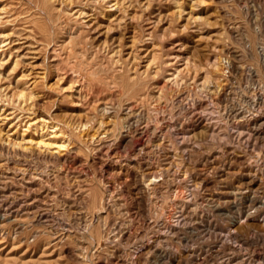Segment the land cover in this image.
Instances as JSON below:
<instances>
[{
    "label": "rangeland",
    "instance_id": "obj_1",
    "mask_svg": "<svg viewBox=\"0 0 264 264\" xmlns=\"http://www.w3.org/2000/svg\"><path fill=\"white\" fill-rule=\"evenodd\" d=\"M49 138L60 158L36 147ZM227 161V178L193 187ZM248 163L264 179V0H0V205L38 198L0 215V264H264V224L227 248L230 219L207 197Z\"/></svg>",
    "mask_w": 264,
    "mask_h": 264
},
{
    "label": "bare ground",
    "instance_id": "obj_2",
    "mask_svg": "<svg viewBox=\"0 0 264 264\" xmlns=\"http://www.w3.org/2000/svg\"><path fill=\"white\" fill-rule=\"evenodd\" d=\"M115 7V6H114ZM115 8H117V6L115 7ZM112 9V8H111ZM119 9V8H118ZM82 13V12H81ZM115 15H117V14H115ZM223 72V71H222ZM175 100V99H174ZM130 120V119H129ZM134 124V123H133ZM52 127H54V126H52ZM133 127V126H132ZM127 128V127H126ZM87 129V128H86ZM125 130V129H124ZM120 131V130H119ZM121 131H122V129H121ZM128 131V130H127ZM171 131V130H170ZM174 131V130H173ZM186 131V130H185ZM126 132V131H125ZM133 132H134V134L135 133H141V131H139L138 130V128L137 127H133ZM179 132V131H178ZM176 133V131H174V134ZM50 138L55 134V130H51L50 131ZM120 134V133H119ZM160 134V133H159ZM169 134H171V133H169ZM82 135V134H81ZM186 135V134H185ZM122 136V135H121ZM130 136V135H129ZM173 136V135H172ZM180 136V135H179ZM119 137V136H118ZM124 137V136H123ZM227 137V136H226ZM49 138V140H45V139H40V140H38L37 142H36V147H44V149L45 150H48V149H55L54 151H56V152H58V153H60V154H58V155H55V157H57V158H60V156L62 155V154H64L65 153V151L64 152H61L64 148H65V143H63V142H58V141H55V140H51ZM182 138V137H181ZM233 138H234V136H233ZM232 137H231V139H233ZM118 139V138H117ZM175 139V138H174ZM230 139V138H229ZM183 140V139H182ZM235 141H236V137H235ZM239 141V140H238ZM125 142H126V140H125ZM180 143V142H179ZM181 143H182V141H181ZM195 143V142H194ZM231 143V142H230ZM240 143V142H239ZM109 144V143H108ZM123 144H124V142H123ZM157 144V143H156ZM159 144V143H158ZM178 144V143H177ZM237 144V143H236ZM153 145V144H152ZM160 145V144H159ZM186 145V144H185ZM122 146V145H121ZM158 146V145H157ZM168 146V145H167ZM169 146H170V144H169ZM181 146V145H180ZM187 146V145H186ZM194 146V145H193ZM232 146V145H231ZM238 146V145H237ZM191 147V146H190ZM241 148V147H240ZM36 149V148H35ZM188 149H190V148H188ZM192 149V148H191ZM238 149V148H237ZM97 150V149H96ZM168 150H170V149H168ZM187 150V149H186ZM193 150V149H192ZM94 151V150H93ZM178 151V150H177ZM190 151V150H189ZM215 151V150H214ZM53 152V151H52ZM182 152H184V154H185V151H183L182 150ZM188 152V151H187ZM191 152H193V151H191ZM206 152H208V151H206ZM47 153V152H46ZM67 153H68V151H67ZM177 153V152H176ZM205 153V152H204ZM212 153H213V151H212ZM229 153V152H228ZM170 154V153H169ZM183 154V155H184ZM187 154V153H186ZM190 154V153H189ZM192 154V153H191ZM201 154V153H200ZM207 154H209V153H207ZM231 154V153H230ZM241 154V156L240 157H242V154L243 153H240ZM38 155V154H37ZM51 155H53V153L51 154ZM167 155V154H166ZM171 156H172V154H170ZM170 155H169V157H170ZM182 155V156H183ZM201 155H203V154H201ZM218 155V154H217ZM238 155V154H237ZM49 156V155H48ZM175 156V155H174ZM186 156V155H185ZM184 156V157H185ZM188 156V155H187ZM211 156V155H210ZM215 156V155H214ZM233 156V155H232ZM248 156V155H247ZM189 157H190V155H189ZM213 157V156H212ZM229 157H230V155H229ZM237 157V156H236ZM245 157V156H244ZM64 158V157H63ZM62 158V159H63ZM131 158H132V156H131ZM130 158V159H131ZM173 158H175V157H173ZM178 158V157H177ZM182 158V157H181ZM203 158V157H202ZM215 158V157H214ZM231 158H233V157H231ZM43 159V158H42ZM45 159V158H44ZM44 159H43V161H44ZM49 159V158H48ZM47 159V160H48ZM133 159V158H132ZM135 159V158H134ZM140 159V158H139ZM172 159V158H171ZM179 159V158H178ZM183 159V158H182ZM200 159H201V157H200ZM58 160V159H57ZM177 160V159H176ZM186 160V159H185ZM191 160V159H190ZM197 160V159H196ZM203 160H205V159H203ZM207 160H209L208 158H207ZM211 160V159H210ZM250 159H248V161H249ZM137 161V160H136ZM158 161V160H157ZM236 161V160H235ZM239 161V160H238ZM247 161V160H246ZM245 161V162H246ZM25 162V161H24ZM29 162V161H28ZM195 162V161H194ZM197 162V161H196ZM207 162V161H206ZM228 162L229 161H227V163L226 162H222L221 164H220V166H215V167H213V166H211V167H213V169L211 170V169H206V170H204L203 172H202V174L200 173V175L196 178V179H194V182H193V187L197 190V189H199L202 185L205 187V186H207V185H212V183L214 182V180H215V178H216V176H218V177H225V178H227L228 176H229V174H230V171H229V164H228ZM250 162V161H249ZM26 163V162H25ZM30 163V162H29ZM139 163V162H138ZM144 163V162H143ZM189 163H190V161H189ZM188 163V164H189ZM202 163V162H201ZM224 163H226V164H228L227 166H225V164ZM233 163V162H232ZM247 163V162H246ZM177 164V163H176ZM175 164V165H176ZM183 164V163H182ZM239 164V163H238ZM167 165V164H166ZM168 165H170L169 163H168ZM174 165V164H173ZM253 165V164H252ZM257 165V164H256ZM151 166V165H150ZM179 166V165H178ZM188 166V165H187ZM191 166H193V165H191ZM231 166V165H230ZM28 167V166H27ZM30 167V166H29ZM177 167V166H176ZM210 167V168H211ZM158 169L157 170H151V171H149V177H148V185H150V184H152L151 186H152V188L153 189H157L158 188V186L159 185H161V183H168L169 182V179H170V171H171V166H162V167H157ZM178 168V167H177ZM176 168V169H177ZM251 168H252V166H251V163H248V167H247V170H246V172H240V173H238V175H237V182H238V185H233V186H231V187H229L230 189H228V188H226V189H223V190H215V191H213L214 193L213 194H211L210 192V194H209V196H207L208 197V200H212L213 198H214V196L216 197V199L214 198L213 200H215V202H216V204H215V207H214V209L216 208L217 210H223V212L225 213V215L227 216V218L228 219H230V224L228 225V229L225 231V233H224V236H223V238L224 239H222V241H221V245H226V247L227 248H230L231 247V244H233V243H236V241L235 240H233V243H232V239L230 238L231 236H233L234 238H236L237 236H238V230H241L244 226H249V225H251L252 224V220H255V219H258L259 221H260V224H264V210H263V207H264V179H263V177H262V175L259 173H257V171H255V170H253V171H251ZM151 169V168H150ZM181 168H179V170H180ZM190 169V168H189ZM254 169H255V167H254ZM257 169V168H256ZM28 170V169H27ZM24 171V170H23ZM44 171V170H43ZM174 171V170H173ZM176 171V170H175ZM195 171V170H194ZM193 171V172H194ZM240 171V170H239ZM120 172V171H119ZM187 172V171H186ZM196 172V171H195ZM176 173H178V172H176ZM25 174V173H24ZM24 174H22L21 176H19L18 178H16L17 180V183H19V184H21V180H23L24 178H25V175ZM27 174H29V173H27ZM42 174V173H41ZM145 174V173H144ZM173 174H175V173H173ZM197 174H198V172H197ZM195 175H196V173H195ZM29 176V175H28ZM186 176H187V174L185 175V170H183V174H180V178H178V179H175V180H179L180 182H182V180L184 181L185 180V178H186ZM6 177H8V176H5V178ZM14 177V176H13ZM43 177V176H42ZM132 177V176H131ZM189 177V176H188ZM187 177V178H188ZM196 177V176H195ZM29 179H27L25 182L27 183L26 184V187L28 188V187H30L31 185H32V183H33V178H40V177H34L32 174H30V176L28 177ZM224 178V179H225ZM7 179V178H6ZM41 179V178H40ZM191 179V178H190ZM9 180V179H8ZM141 180V179H140ZM187 180V179H186ZM218 180V179H217ZM220 180V179H219ZM16 181H14V182H16ZM20 181V182H19ZM43 181V180H42ZM45 181V180H44ZM173 181V180H172ZM178 181V183H180ZM189 181V180H188ZM216 181V180H215ZM6 182V181H5ZM143 182V181H142ZM174 183V182H173ZM173 183H172V185H173ZM189 183V182H188ZM14 184V183H13ZM123 184V183H122ZM3 185V184H2ZM134 185V184H133ZM145 185H146V183H145ZM167 185V184H166ZM216 185V184H215ZM6 186V185H5ZM19 186V185H18ZM168 186H169V184H168ZM25 187V186H24ZM25 187V188H26ZM48 187V186H47ZM146 187V186H145ZM160 187V186H159ZM178 187H179V185H178ZM180 187H181V184H180ZM186 187H187V183H186ZM9 188V187H8ZM26 188V189H27ZM35 188V187H34ZM108 188V187H107ZM135 188V187H134ZM168 188V187H167ZM166 188V189H167ZM192 188V187H191ZM6 189V188H5ZM30 189H32V187H30ZM162 189V188H161ZM160 189V190H161ZM181 189V188H180ZM208 189H210V187L208 188ZM22 190V189H21ZM108 190V189H107ZM172 190V189H171ZM179 190V189H178ZM183 190V189H182ZM259 191L260 192V194L259 195H254L255 194V192L256 191ZM9 191V190H8ZM115 191V190H114ZM146 191H147V189H146ZM149 191V190H148ZM166 191V190H165ZM188 191V190H187ZM198 191V190H197ZM197 191H195V193L197 192ZM209 191V190H208ZM32 192V191H31ZM174 192H176V191H174ZM183 192V191H182ZM202 192V191H201ZM35 193V192H34ZM154 193V192H153ZM168 193V192H167ZM170 193V192H169ZM8 194V193H7ZM178 194V193H177ZM183 194V193H182ZM187 194V193H186ZM192 194V192L190 191V195ZM197 194V193H196ZM195 194V195H196ZM1 195V194H0ZM46 195V194H45ZM54 195V194H53ZM111 195H113V194H111ZM147 195H148V193H147ZM151 195V194H150ZM198 195H200V194H198ZM102 196H104V195H101V197ZM152 196V195H151ZM154 196V195H153ZM152 196V197H153ZM174 196V195H173ZM183 196H184V194H183ZM197 196V195H196ZM156 197V196H155ZM180 197V196H179ZM187 197H188V195H187ZM189 197H191L190 199H189V202L190 203H192V204H194V206L193 205H191V206H193L194 208L192 209L193 211V213H194V211H195V209L197 208V203L194 201L195 200V198H194V200L191 202V199H193V196L191 195V196H189ZM198 197V196H197ZM207 197H204V198H207ZM25 198V197H24ZM52 198V197H51ZM95 198H96V196H95ZM177 198V197H176ZM185 198V197H184ZM184 198H182V199H184ZM223 199L222 201L223 202H219V201H221V200H219V199ZM240 198H243V199H241V200H243L242 201V205H241V203H238V200L237 199H240ZM32 199V198H31ZM41 199V198H40ZM94 198H92V200H93ZM178 199V198H177ZM197 199V198H196ZM202 199V198H201ZM16 200V199H15ZM14 200V201H15ZM38 200V198H36V197H34L31 201H28L27 203L25 202L24 203V207L22 208V207H13V201H9L10 203L9 204H4L5 206H3V207H1V205H0V215H1V218H6V217H9L11 214L13 215V213H18V211H22V212H24L25 214L26 213H30L31 212V208L33 207V206H35V201H37ZM48 200V199H47ZM100 200V199H99ZM98 200V201H99ZM149 200H150V198H149ZM151 200H153V199H151ZM173 200V199H172ZM175 200V199H174ZM180 199H178L177 201H179ZM199 200V199H198ZM211 200H210V202H211ZM212 200V201H213ZM95 201V200H94ZM101 201V200H100ZM184 202H185V200H183ZM187 201V200H186ZM16 202V201H15ZM41 202V201H40ZM42 203V202H41ZM153 203H155V202H153ZM174 202H172V204H173ZM183 203V202H182ZM203 203V202H202ZM206 203V202H205ZM214 203V202H213ZM16 204V203H15ZM46 204V203H45ZM106 204V203H105ZM181 204V203H180ZM222 204V205H221ZM238 204H240L241 206L239 207L238 206ZM214 205V204H213ZM223 205H226V207L225 206H223ZM17 206V205H16ZM18 206H21V205H18ZM39 206V205H38ZM175 206V205H174ZM176 206H177V204H176ZM182 206V205H181ZM184 206V205H183ZM191 206H190V208H191ZM222 206H223V208H222ZM230 206H233L234 208H235V210H237L236 211V213L235 214H233V211H230ZM155 207V206H154ZM172 208V207H171ZM175 208V207H174ZM173 208V209H174ZM177 208V207H176ZM170 209V208H169ZM180 209V208H179ZM213 209V210H214ZM33 210V209H32ZM154 210V209H153ZM190 210V209H189ZM188 210V211H189ZM103 211V210H102ZM172 211V210H171ZM173 211H176V210H173ZM180 211V213L178 214V215H175L176 216V218H177V224H178V222H179V219H178V217H180V219L182 220V219H184V217H185V215L183 214L184 212H183V207H182V210L180 209L179 210ZM187 211V210H186ZM64 212V211H63ZM23 213V214H24ZM33 213V212H32ZM31 213V214H32ZM220 213V212H219ZM223 213V214H224ZM38 214V213H37ZM170 215H171V213H169ZM30 215V214H29ZM36 215V214H35ZM161 215V214H160ZM169 215V216H170ZM222 215V214H221ZM178 216V217H177ZM37 217V221L38 222H40V223H44V222H47L48 220H49V218H48V215H47V213L46 212H41V213H39L38 214V216H36ZM65 218V217H64ZM149 218V217H148ZM173 218V217H172ZM175 218V217H174ZM226 218V217H225ZM62 219V218H61ZM84 219V218H83ZM186 219V218H185ZM1 220V219H0ZM3 220V219H2ZM168 220V219H167ZM32 221H33V219H32ZM157 220H155V222H156ZM166 221V220H165ZM62 222V221H61ZM78 222V221H77ZM258 222V221H257ZM172 223V222H171ZM175 223V222H174ZM148 224V223H147ZM157 224H160V223H157ZM173 224V223H172ZM172 224H161V226L159 225L158 226V228H157V230H156V233L151 237V242H153V241H156L157 239H159L160 237H162V235L163 234H165L167 231H170V228H171V225ZM113 225V224H112ZM154 225V224H153ZM156 226V225H155ZM172 226H174V225H172ZM83 230V229H82ZM129 233V232H128ZM127 233V234H128ZM153 233V232H152ZM234 233V234H233ZM110 234H112V233H110ZM127 234H125V236H128ZM120 235V234H119ZM122 235V234H121ZM106 237H108V236H106ZM148 238H150V237H148ZM105 244V243H104ZM146 244V243H145ZM99 245V244H98ZM148 245V244H147ZM81 246V245H80ZM146 247V246H145ZM140 248V247H139ZM138 248V249H139ZM150 248V247H149ZM81 250V249H80ZM137 251V250H136ZM141 251H144V250H141ZM138 252V251H137ZM144 253V252H143ZM187 255H192V252L191 251H188L187 252ZM195 256V255H194ZM83 257V256H82ZM233 259H231V258H229V259H227L226 261H224L225 263L224 264H230L231 263V261H232ZM234 264H245L244 262H237V263H234Z\"/></svg>",
    "mask_w": 264,
    "mask_h": 264
}]
</instances>
